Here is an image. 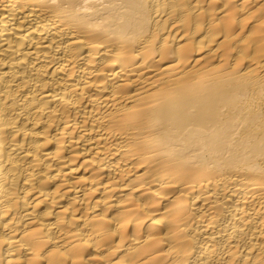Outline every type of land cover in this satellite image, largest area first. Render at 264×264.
<instances>
[{
  "label": "bare ground",
  "instance_id": "obj_1",
  "mask_svg": "<svg viewBox=\"0 0 264 264\" xmlns=\"http://www.w3.org/2000/svg\"><path fill=\"white\" fill-rule=\"evenodd\" d=\"M0 264H264V0H0Z\"/></svg>",
  "mask_w": 264,
  "mask_h": 264
}]
</instances>
